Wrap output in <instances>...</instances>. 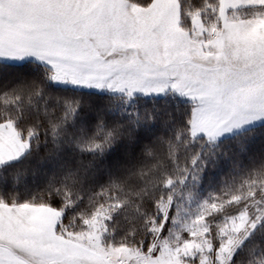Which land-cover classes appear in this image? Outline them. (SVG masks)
<instances>
[{"label":"snow or ice","instance_id":"1","mask_svg":"<svg viewBox=\"0 0 264 264\" xmlns=\"http://www.w3.org/2000/svg\"><path fill=\"white\" fill-rule=\"evenodd\" d=\"M0 264H264V0H0Z\"/></svg>","mask_w":264,"mask_h":264}]
</instances>
